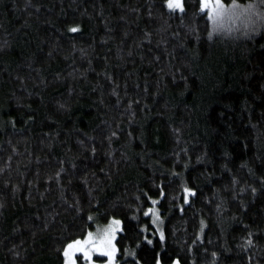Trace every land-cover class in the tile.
Returning a JSON list of instances; mask_svg holds the SVG:
<instances>
[{
    "label": "trees",
    "instance_id": "1",
    "mask_svg": "<svg viewBox=\"0 0 264 264\" xmlns=\"http://www.w3.org/2000/svg\"><path fill=\"white\" fill-rule=\"evenodd\" d=\"M210 32L198 0H0V264L112 218L118 264H264V25Z\"/></svg>",
    "mask_w": 264,
    "mask_h": 264
},
{
    "label": "snow or ice",
    "instance_id": "2",
    "mask_svg": "<svg viewBox=\"0 0 264 264\" xmlns=\"http://www.w3.org/2000/svg\"><path fill=\"white\" fill-rule=\"evenodd\" d=\"M261 3L264 4V0H261ZM198 6L199 11L206 14L212 24V32L209 33V38L214 33L230 34L239 30L240 26H243L245 34H248L249 31L254 33L258 25H264V11L259 10L257 5L253 3L242 6L236 0H232L231 5L226 6L222 0H198ZM164 7L169 13L184 14L186 13V0H164ZM69 31L75 33L79 29L78 27H71ZM252 191L255 193L256 189L253 188ZM183 192L185 203H188L189 196L195 195V192L187 186L183 187ZM161 195H164L163 188H161ZM152 203L156 204L157 201L153 200ZM150 214L153 216L152 223L157 224L159 221L158 214L152 208L144 212L145 216ZM91 219L90 216L89 220ZM159 222L162 223V221ZM146 230V228L141 229V232ZM122 232V221L112 218L105 228L97 229L95 234L90 231L86 238L72 240L63 249L64 264H77L81 257L87 264H95L94 257L106 258L105 264H117V257L121 250L117 247L116 241L118 234ZM145 239L149 245L152 244V240ZM160 239L161 241L164 239L162 231L160 232ZM247 243L251 245L252 242L249 240ZM124 254L127 258H131L132 264H140L135 251L125 249ZM215 255L213 253V256ZM157 264H161L159 259ZM175 264H179V261H176Z\"/></svg>",
    "mask_w": 264,
    "mask_h": 264
},
{
    "label": "rangeland",
    "instance_id": "3",
    "mask_svg": "<svg viewBox=\"0 0 264 264\" xmlns=\"http://www.w3.org/2000/svg\"><path fill=\"white\" fill-rule=\"evenodd\" d=\"M226 6H230L231 4H225ZM210 24H211V22H210ZM211 30H212V24H211ZM233 32H235L237 35L238 34H242V35H246V34H244L245 33V30H244V28H243V26H240L239 27V30H236V31H233ZM249 32H251V31H249ZM248 32V34H250ZM215 34V33H214ZM219 34H223V33H219ZM108 225V224H107ZM106 225V226H107ZM106 226H100V227H97L94 231H92L94 234L96 233V231H97V229H103V228H105ZM87 236V235H86ZM86 236L84 237V238H86ZM83 238V239H84ZM82 240V239H81ZM62 256H63V253H62ZM102 259H99V257H94V260H95V264H105V261H106V258H104V257H101ZM63 264H64V256H63ZM77 264H87V262L86 261H84L83 260V258L81 257L79 260H78V262H77ZM118 264V263H117ZM173 264H175V263H173Z\"/></svg>",
    "mask_w": 264,
    "mask_h": 264
}]
</instances>
